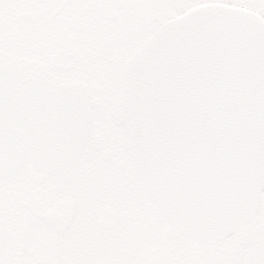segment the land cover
<instances>
[{
  "label": "snow or ice",
  "instance_id": "1",
  "mask_svg": "<svg viewBox=\"0 0 264 264\" xmlns=\"http://www.w3.org/2000/svg\"><path fill=\"white\" fill-rule=\"evenodd\" d=\"M0 264H264V0H0Z\"/></svg>",
  "mask_w": 264,
  "mask_h": 264
}]
</instances>
